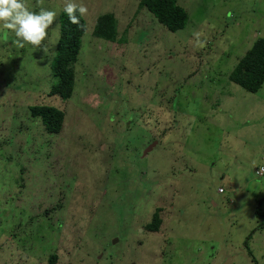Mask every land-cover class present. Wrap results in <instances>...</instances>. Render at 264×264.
<instances>
[{
	"label": "rangeland",
	"instance_id": "1",
	"mask_svg": "<svg viewBox=\"0 0 264 264\" xmlns=\"http://www.w3.org/2000/svg\"><path fill=\"white\" fill-rule=\"evenodd\" d=\"M139 1L75 0L68 99L49 94L66 0H27L58 12L46 53L0 33V264H264V83L228 77L264 37V0H178L177 31ZM108 12L113 41L92 34ZM41 104L65 112L60 133L32 116Z\"/></svg>",
	"mask_w": 264,
	"mask_h": 264
},
{
	"label": "trees",
	"instance_id": "2",
	"mask_svg": "<svg viewBox=\"0 0 264 264\" xmlns=\"http://www.w3.org/2000/svg\"><path fill=\"white\" fill-rule=\"evenodd\" d=\"M139 8H147L159 23L170 31H177L186 26L189 15L187 9L178 0H140ZM79 23L73 24L62 10L59 14V37L56 42V55L51 65L55 82L49 89L50 95H58L63 99L71 97L76 79V63L87 29L85 17L80 15ZM92 34L105 40H116L118 37L117 19L112 12L100 14L94 23ZM229 80L250 92H257L264 83V37H258L250 49L238 59L231 69ZM33 117L41 118L44 129L58 134L63 128L65 112L52 105H33L30 107ZM161 208L157 207L146 229L157 231L162 223ZM52 254L50 262L56 261Z\"/></svg>",
	"mask_w": 264,
	"mask_h": 264
},
{
	"label": "clouds",
	"instance_id": "3",
	"mask_svg": "<svg viewBox=\"0 0 264 264\" xmlns=\"http://www.w3.org/2000/svg\"><path fill=\"white\" fill-rule=\"evenodd\" d=\"M63 11L71 23L78 24L77 11L84 15L87 9L75 3V0H66ZM57 16L58 12L55 10L45 8L33 10L28 6L27 0H0V33L5 35L11 33L14 37L12 44L17 48L31 46L36 50L43 47L46 53L44 42Z\"/></svg>",
	"mask_w": 264,
	"mask_h": 264
},
{
	"label": "water",
	"instance_id": "4",
	"mask_svg": "<svg viewBox=\"0 0 264 264\" xmlns=\"http://www.w3.org/2000/svg\"><path fill=\"white\" fill-rule=\"evenodd\" d=\"M157 144V141L154 140L152 143H150L144 150H143V153L142 155H146L149 151L152 150V148Z\"/></svg>",
	"mask_w": 264,
	"mask_h": 264
},
{
	"label": "built area",
	"instance_id": "5",
	"mask_svg": "<svg viewBox=\"0 0 264 264\" xmlns=\"http://www.w3.org/2000/svg\"><path fill=\"white\" fill-rule=\"evenodd\" d=\"M264 173V167L262 166L258 171H257V174L258 175H262ZM221 191V189H220Z\"/></svg>",
	"mask_w": 264,
	"mask_h": 264
},
{
	"label": "bare ground",
	"instance_id": "6",
	"mask_svg": "<svg viewBox=\"0 0 264 264\" xmlns=\"http://www.w3.org/2000/svg\"><path fill=\"white\" fill-rule=\"evenodd\" d=\"M258 171V170H257Z\"/></svg>",
	"mask_w": 264,
	"mask_h": 264
},
{
	"label": "crops",
	"instance_id": "7",
	"mask_svg": "<svg viewBox=\"0 0 264 264\" xmlns=\"http://www.w3.org/2000/svg\"><path fill=\"white\" fill-rule=\"evenodd\" d=\"M257 171V170H256Z\"/></svg>",
	"mask_w": 264,
	"mask_h": 264
}]
</instances>
